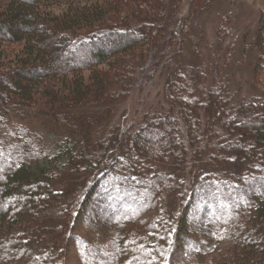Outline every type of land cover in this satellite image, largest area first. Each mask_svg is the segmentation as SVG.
Instances as JSON below:
<instances>
[{"label":"trees","instance_id":"obj_1","mask_svg":"<svg viewBox=\"0 0 264 264\" xmlns=\"http://www.w3.org/2000/svg\"><path fill=\"white\" fill-rule=\"evenodd\" d=\"M81 1L0 0V46L23 45L0 65V264H67L70 246L81 264H264V93L237 100L210 74L182 0L39 13ZM186 50L193 61L169 65V108L115 123L140 74Z\"/></svg>","mask_w":264,"mask_h":264},{"label":"rangeland","instance_id":"obj_2","mask_svg":"<svg viewBox=\"0 0 264 264\" xmlns=\"http://www.w3.org/2000/svg\"><path fill=\"white\" fill-rule=\"evenodd\" d=\"M94 2L95 0H82L76 3L45 2L39 7V13L49 19L65 14L73 6L89 7ZM188 2L189 0L179 2L178 17H190L187 22L188 36H192L198 54L207 64L210 74L218 71L220 72L218 74L228 75L230 90L236 95L237 100L264 93V76L257 81L254 74L258 59L255 34L260 18L264 14V0H218L209 5L201 15L196 16L195 13L189 12ZM0 49L4 51L0 55L2 66L8 65L15 55L23 54L22 43H9L0 46ZM161 59L163 60H160L159 68L154 76L150 74L151 69L144 75L141 73L140 77H144L134 86L132 94L117 104L115 123L135 127L134 125L147 111L169 108L164 98L169 65L173 67L182 63H190L193 58L191 51L186 50L180 62H175V57L172 60L171 54ZM211 76L206 80L207 86ZM175 114L179 115V111L175 110ZM40 133L48 138L58 137H56L57 131L55 130L45 129ZM57 143L59 145L62 141H57ZM75 225L76 231L86 237L87 234L81 227V221H77ZM67 264H81L74 246L69 247Z\"/></svg>","mask_w":264,"mask_h":264}]
</instances>
